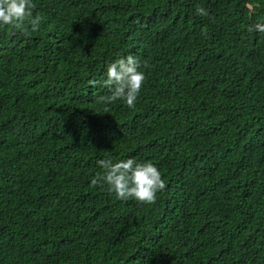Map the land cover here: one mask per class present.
<instances>
[{
  "label": "trees",
  "instance_id": "16d2710c",
  "mask_svg": "<svg viewBox=\"0 0 264 264\" xmlns=\"http://www.w3.org/2000/svg\"><path fill=\"white\" fill-rule=\"evenodd\" d=\"M33 3L0 28V264H264V0ZM129 54L146 80L105 113ZM108 158L154 164L156 203L91 186Z\"/></svg>",
  "mask_w": 264,
  "mask_h": 264
},
{
  "label": "clouds",
  "instance_id": "9594fccd",
  "mask_svg": "<svg viewBox=\"0 0 264 264\" xmlns=\"http://www.w3.org/2000/svg\"><path fill=\"white\" fill-rule=\"evenodd\" d=\"M35 8L33 0H0V28H10L13 34L18 32L23 36H29L39 29L43 20L40 13L34 12ZM196 12L200 16L208 15L203 7L197 8ZM140 67L141 61L132 54L110 63L106 78L97 82L110 93L98 97L106 106L105 113L109 111L107 105L121 99L127 107H135L146 80L145 73ZM97 163L103 171L91 179V186L107 187L118 200L135 199L151 205L156 203L157 193L166 188L161 172L151 162L138 163L132 158L113 162L108 158Z\"/></svg>",
  "mask_w": 264,
  "mask_h": 264
},
{
  "label": "water",
  "instance_id": "95a60500",
  "mask_svg": "<svg viewBox=\"0 0 264 264\" xmlns=\"http://www.w3.org/2000/svg\"><path fill=\"white\" fill-rule=\"evenodd\" d=\"M247 7H249V10H250V16H252V12H253V8L251 5L249 4H246Z\"/></svg>",
  "mask_w": 264,
  "mask_h": 264
}]
</instances>
